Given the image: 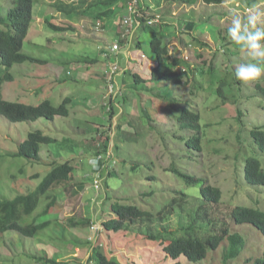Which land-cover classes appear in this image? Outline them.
<instances>
[{
    "label": "rangeland",
    "instance_id": "1",
    "mask_svg": "<svg viewBox=\"0 0 264 264\" xmlns=\"http://www.w3.org/2000/svg\"><path fill=\"white\" fill-rule=\"evenodd\" d=\"M8 1L0 0L1 16H6ZM54 1L37 0L23 48L26 54L48 62L15 64L11 69L14 78L3 84L2 95L7 100L30 104L50 99L55 105L65 97H72L70 115L57 116L54 120L42 117L34 121H11L0 114V194L11 198L28 192L51 170L53 165L49 163L75 157L78 158L73 180L86 182L69 194L63 187L57 189V202L50 210L53 218L58 219L53 227L35 237L23 236L14 230L0 233V264H41L35 255L45 257L56 251L60 260L86 264L90 256L96 260L93 246H101L121 264H246L247 258L264 256V235L252 225L236 224L231 216L228 219L231 230L244 235L245 246L240 255L227 263L223 254L228 241L209 251L206 259L190 261L184 255L171 258L165 250L167 238L163 242L149 237L165 226L176 229L180 225V209L172 206L171 201L174 190L185 189V184L169 171L175 160L185 171L206 177L211 184L222 188L223 202L208 205L221 216H227L229 207L232 209L237 204L264 208V187L252 185L244 178L246 157L262 158L256 152L251 130L264 124L263 97L256 89L259 83L264 86V77L247 85L239 81L235 67L253 61V57L236 43L227 47L224 44L231 39L228 29L234 16L246 21L248 15L258 12L264 22V0H225L222 4L204 0H146L148 6L144 13L161 15L166 35L164 43L172 55L183 57L191 67L204 62L205 67L214 66L212 74L197 73L196 81L203 89L194 91L191 84L174 86L151 80L155 63L150 44L153 34L138 28L126 44L117 38V32L124 29L122 18L127 12L123 1L114 5L116 14L106 20L97 17L103 9L100 5L85 14H67L57 11ZM46 17L74 28L64 33L53 31L47 28ZM111 21L113 26L108 23ZM188 21L195 23L193 28L186 26ZM116 42L120 43L117 55L101 56L102 48L111 50ZM95 58L99 62L91 61ZM114 60L120 66L117 80L122 93L113 98L116 111L109 114L105 105L111 97L104 71ZM127 69L131 72L126 76ZM134 72L148 80L137 84ZM125 76L128 83L123 81ZM222 85L237 103L232 97L225 102L216 95L215 90ZM165 86L168 89L159 90ZM170 95L175 100L168 99ZM184 105L195 106L202 115L204 150L194 154L193 159L186 156L181 160L186 148L177 138L181 134L178 116ZM238 107L244 113L241 120H236ZM36 130L58 141L42 145L39 161L14 156L29 132ZM105 141H109L108 150L114 151L117 158L118 173L97 177L92 172V162L97 145ZM36 173L40 176L31 178ZM152 175L156 176L155 180L148 179ZM186 191L191 198L181 216L183 220L199 203L200 183L189 186ZM110 201L134 204L157 214L163 210L164 217L154 222L129 223L118 231L107 230L103 221L115 216L110 213ZM30 217H26V222ZM72 217L90 219L89 227H70L68 219ZM93 223L96 230L91 226Z\"/></svg>",
    "mask_w": 264,
    "mask_h": 264
},
{
    "label": "trees",
    "instance_id": "2",
    "mask_svg": "<svg viewBox=\"0 0 264 264\" xmlns=\"http://www.w3.org/2000/svg\"><path fill=\"white\" fill-rule=\"evenodd\" d=\"M76 1L55 0L53 7L57 11L67 14H85L92 7L100 5L103 9L98 13L97 17L98 19L106 20L116 14L114 12V5L119 1H123L122 5H126L127 2V0L126 2L124 0H78V3ZM204 1L210 4H222L225 2V0ZM36 2L37 0H9L6 16L0 15V65L4 66V68L0 67V114L11 121H34L42 117L54 120L57 116L70 115L72 97H65L60 104L55 105L50 99H45L38 104H30L7 100L2 95L3 84L14 78L11 69L15 64L24 62H48L45 59L34 57L23 52L25 40L28 37L33 23ZM147 6V1L143 0L141 2V8L144 10ZM46 19L47 28L59 33H64L74 28V26L59 25L48 17ZM142 20L143 23L139 29L145 33L153 34L150 44L155 55V64L151 70V80L172 84L174 86H188L191 84V86L193 85L192 91L194 89H203L201 83L196 81V75L199 72L203 76L212 74L215 69L214 66L210 65L209 67H205L206 63L204 62L191 67L189 62L183 57L172 55L168 46L164 43L166 35L163 29V23L149 25L145 23V17ZM1 24L4 26H1ZM194 25L195 23L193 21L186 23V26L189 28H193ZM120 36L121 32H119ZM121 40L126 44L124 38ZM233 43L235 42L232 39L224 42L226 47L231 46ZM100 52L102 53L101 56L106 53L110 57L112 55L110 48H102ZM79 58L83 59L82 57ZM91 61L93 63L99 62L97 58ZM130 72V69L124 71L126 76ZM126 76L123 78V81L128 83ZM133 78L137 84L148 80L138 72L133 73ZM224 86L218 87L215 91L217 92L216 95L221 96L226 102L232 96L230 95L231 92L225 91ZM161 89H168V86L160 87L159 90L161 91ZM256 89L263 97L262 108L264 110V86L259 83ZM167 98H173L172 100H175L173 95ZM232 98L236 103L238 102L237 99ZM115 103L112 98L109 104L105 105L109 114L111 111H116ZM243 115L244 113L241 107H238L236 120H241ZM201 117L200 111L193 105L191 107L187 105L180 107L178 121L181 134L177 138L182 141V146L186 148L185 153L187 152V155L183 152L182 157H180L181 160H184L186 156L193 159L194 154L204 150V134L201 126ZM187 130H191V133L187 134ZM251 134L256 152L260 153L262 158L260 159L257 156L246 157L244 162V178L246 182L252 185H261L264 187V124L253 127ZM57 141L58 139L56 137L45 134L41 130L31 131L28 137L19 144L18 151L13 154L14 156H23L30 160L39 161L42 145L55 144ZM99 143L96 147L93 160L98 155L103 156L99 160L98 169L94 168V161L92 162V172L99 176L104 173H108L111 176L117 175L118 171L115 170L117 158L114 155V151L108 150L109 141ZM109 152L110 155L108 154ZM77 158L49 163V165H53L51 170L34 189L32 188L28 192H20L11 198L0 194V233L14 230L23 236L35 237L40 231L53 227L58 219L53 218V213L50 210L52 206L56 205L57 189L63 187L69 194L74 191L75 187L82 188L86 182L73 180V174L77 167ZM174 162L176 163H172L169 171L180 177L185 184V189L180 188L174 190L176 195L174 194L171 201L172 206H178L180 209V225L176 229L165 226L161 230L149 234V237L162 239L163 242H165V238L169 240L165 245V250L171 258L178 259L184 255L190 261H201L207 258L209 251L218 249L225 241H228L226 247H224L223 254L226 263L228 260L240 255L245 246V237L241 232L231 230V224L228 222L230 216L236 224L252 225L254 229L259 230L264 235V208L237 204L232 209L229 207L227 216H221L219 212L217 213V210L209 209L208 205L223 202L224 192L222 188L218 185L211 184L210 180L206 177L185 171L184 167L177 160ZM39 176L40 173H36L31 178H37ZM148 179L155 180L156 176H149ZM197 183H200L199 201L197 198L195 199L199 203L197 202L198 205L195 209H191L189 217L186 216V220H183L181 216L185 213V206L190 202L189 199L191 198V194L186 189ZM144 195L149 194L144 193ZM109 207L111 209L110 213H114L115 216L113 217L111 215L107 220L103 221V225L107 230L118 231L127 227L129 223H134L139 220L154 222L156 218L160 219L164 217L163 210L157 214L153 210L141 208L134 204H125L121 201H110ZM27 216H31L29 222H26ZM41 216H43L42 220H40ZM222 219L224 220L221 221ZM68 221V225L72 228H86L89 227L91 222L90 219L76 220L74 217L68 219ZM88 243L91 244V242ZM91 249L93 255L96 256V260L90 256L86 264H121L113 257H109L101 246H93ZM56 252L45 257L38 255L34 257L41 264H71L68 260H60V254ZM246 264H264V256H256L254 259L251 257L247 258Z\"/></svg>",
    "mask_w": 264,
    "mask_h": 264
},
{
    "label": "clouds",
    "instance_id": "3",
    "mask_svg": "<svg viewBox=\"0 0 264 264\" xmlns=\"http://www.w3.org/2000/svg\"><path fill=\"white\" fill-rule=\"evenodd\" d=\"M228 33L233 42L253 57V61L235 67V77L245 85L260 82L264 77V22H261L260 14H250L246 21L234 16Z\"/></svg>",
    "mask_w": 264,
    "mask_h": 264
},
{
    "label": "built area",
    "instance_id": "4",
    "mask_svg": "<svg viewBox=\"0 0 264 264\" xmlns=\"http://www.w3.org/2000/svg\"><path fill=\"white\" fill-rule=\"evenodd\" d=\"M143 0H127L126 2V14L123 18V26L124 29L121 30V36L119 37L120 40L124 38V40H129L130 35L132 34L134 29H138L140 25L143 23V18L145 17V23L149 25H153L155 23H160L161 22V15L157 14L155 16H148L145 15L144 10L141 8V2ZM122 26V27H123ZM191 46V45H190ZM120 48V43L116 42L112 47H111V52L112 55L115 53L117 55V51ZM106 57L110 56L108 53L105 54ZM119 64L118 61H110L107 64V68L105 70L106 76H107V84L108 88L110 90V99L115 98L119 93H122L120 91V88L118 86V76L120 75L118 70H119ZM107 105V104H106ZM110 155V152L108 153ZM103 155H98L95 160H94V168L98 169L99 168V160L101 159ZM97 177H100L98 174H96ZM92 227L96 230V224H92Z\"/></svg>",
    "mask_w": 264,
    "mask_h": 264
},
{
    "label": "crops",
    "instance_id": "5",
    "mask_svg": "<svg viewBox=\"0 0 264 264\" xmlns=\"http://www.w3.org/2000/svg\"><path fill=\"white\" fill-rule=\"evenodd\" d=\"M119 6H120V5H119ZM115 8H116V6L114 7V9H115ZM124 14H125V12H124ZM124 14H122V15H124ZM122 15H121V16H122ZM108 23H109V25H111V26H113V24H114V23H112V21H111V22H108ZM117 34L119 35V32H117ZM115 35H116V34H115ZM118 35H117V36H118ZM118 37H119V36H118ZM118 37H117V38H118ZM154 64H155V63H154ZM123 78H124V77H123Z\"/></svg>",
    "mask_w": 264,
    "mask_h": 264
}]
</instances>
